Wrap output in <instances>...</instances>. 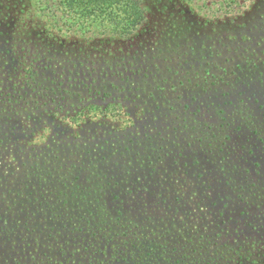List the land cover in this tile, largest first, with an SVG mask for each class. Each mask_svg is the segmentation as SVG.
<instances>
[{
  "label": "rangeland",
  "instance_id": "1",
  "mask_svg": "<svg viewBox=\"0 0 264 264\" xmlns=\"http://www.w3.org/2000/svg\"><path fill=\"white\" fill-rule=\"evenodd\" d=\"M199 2L170 0L165 13H148L139 34L110 39L46 30L45 18L33 15L34 0H0L2 171L9 163L19 172L33 164L47 173L52 169L55 176L76 180L72 190L76 196L87 193L91 205L86 210L79 197L67 195L65 207L72 206L75 217L86 211L74 226L47 218L36 227L24 215L21 236L43 245L37 248L35 242L27 253L46 252L66 258L67 264L102 261L108 244L95 209L99 212L106 201L111 211L110 193L120 195L122 188L133 192H121V206L152 212L170 224L150 234L146 228L134 240L133 234L123 237L131 243L117 242L124 257L115 264H139L134 257L145 255L146 240L183 241L173 218L183 217L187 228L196 225L202 233L220 209L236 223L228 217L223 226L229 235L216 242L248 241L239 240L235 231L253 223L263 246L264 199L255 194L264 197V140L253 134V127L264 130V0H247L234 17ZM111 63L119 71L111 68L107 76L113 82L106 90L111 95H96L95 73L101 64ZM30 67L35 72L27 83L23 75L32 72ZM112 102L122 105L106 109ZM206 134L217 137L204 140ZM99 181L107 182L105 195L99 194ZM6 188L0 186V191ZM240 194L253 202L241 201ZM217 196L228 199L213 207ZM246 204L252 221L240 215ZM132 214L135 220L142 213ZM109 221L119 234L129 231ZM52 229L54 236L48 238ZM16 240L11 238L9 249ZM136 240L139 248L133 246ZM20 247L0 250V264H16L17 258L29 264ZM115 252L110 245L108 256ZM153 259L162 260L161 251Z\"/></svg>",
  "mask_w": 264,
  "mask_h": 264
},
{
  "label": "trees",
  "instance_id": "2",
  "mask_svg": "<svg viewBox=\"0 0 264 264\" xmlns=\"http://www.w3.org/2000/svg\"><path fill=\"white\" fill-rule=\"evenodd\" d=\"M168 1L170 0H34L33 4L35 14L33 15L39 19L45 18V21L48 23L46 24V30L58 29L68 33L83 34L87 37L95 38L107 37L110 39H128L140 33L141 29L148 22L149 12H153L156 16L165 13ZM199 1V3L203 4L205 8L207 7L209 11L212 10L216 13L232 17H234L233 14L237 13L240 9L239 7L242 6L243 3L247 2V0H219L218 3L212 2L208 4V0ZM158 3L160 4L159 6ZM152 6L153 10L151 11ZM154 6L158 8V13L156 12ZM183 18H185V16H182V19ZM164 28L166 29V27ZM229 28L231 27H228V29ZM229 31L234 30L229 29ZM229 38L233 39L234 37L229 35ZM112 64L115 65L114 63H111V66L101 64L95 73L96 95L104 92H107V95H111V93L106 90L109 88V85L113 84V82L107 78V76L110 75V69L114 68L112 67ZM33 66L34 65H31V67ZM114 69L116 73L119 72L117 68ZM29 71L32 72L23 75V79H27V83H29V80L33 78V73L35 72L33 68L29 69ZM91 90L92 88L90 87V92ZM108 104L109 107L107 106L108 108L106 107V109L122 105L121 103L116 104L114 102ZM95 106L102 107L101 105ZM262 130L256 126L253 127V134L257 135L259 141L264 140V137L261 135ZM216 137L217 136L215 134H206L204 140L207 138L208 140H212L216 139ZM222 144H225V142L223 141ZM4 167L5 164L0 163V186L7 187L5 190L0 191V205L4 206L3 209L0 207V250H8L11 238L14 237L16 240L17 237L18 240L14 241V247L9 250L17 251V246L21 245L19 251H21V254L26 253L24 259H26L29 264H67L68 262L66 258L49 256L46 252H38V254L27 253V248L34 245L35 242H39L36 246L37 248L39 246L42 247L43 245L39 239H35V241H27L25 237L21 236L24 232L22 230L25 226L22 222H20V219H22L25 215L26 219L36 222V227L39 225L41 220H45L47 218H50L52 221L65 220V222H69V225L74 226L76 223L75 219L78 220L84 216L86 211L84 213H79V215L75 217V209L72 206L65 207V205H67L66 197L67 195L72 198L79 197L83 202H85L87 210L90 209L91 206L87 205V193H84L82 196H76L78 194L76 191L72 190V183H75L76 180L55 176L52 174L54 171L52 169H49L47 173L43 169H39L36 164H33L30 166V169L28 167L19 172V168L12 165V163H9L7 165L8 168H5L6 172H3L2 170ZM95 168L98 167L95 166ZM53 169H57V167H53ZM79 178L80 177H76L77 180H79ZM60 183H62L64 188L59 189ZM104 183L107 182L99 181L100 187L103 191L99 194H106L104 192ZM47 184H49L48 189ZM139 189L141 188L138 187L137 190L139 191ZM252 189L253 188H248V190L253 191ZM121 192H123V195H128L133 192V189L129 188L125 190L122 188L120 195L110 193V198H112L110 210L113 213L107 210L106 201H103V203L100 204L99 212L95 209V215L99 214L98 218L103 225L101 228V230H103L102 234L108 244L107 248L105 250L103 249V254L107 257L102 261L99 260L97 264H115V262L120 261V259L124 257V252L121 251L120 247H118L117 242L121 245H127L131 242L130 240L123 239V237H128L129 234H133L134 240L136 239V236H142L146 228H150V234L151 231L154 232L162 226L165 227L162 228V230H165L170 224V220L166 223L163 217H157L152 212H144L143 210L138 212L131 208L125 209L121 206V203L123 202L120 200L122 196ZM36 194L40 195L37 196ZM51 194H53L55 198H51ZM256 196L258 199H264L262 195L255 194V197ZM239 197L241 198V201L247 203L253 202V200L246 199L244 194H240ZM227 199L228 197L226 196H217V200L213 204V207L221 203L223 204ZM69 202L72 203V201ZM250 206L251 205L246 204L245 208L241 210L240 215L242 214L244 216L251 217L249 221H252L253 214L248 210V207ZM132 211L134 213L142 214L134 215L137 218L134 220L131 219V214L133 213ZM89 212L93 215V211L89 210ZM225 212V209L217 210V220L212 221L208 224V226H205L206 232L204 231L202 233L201 229L196 227V225L189 224V228H187V226L184 225L186 220L183 217L173 218L171 220V224L172 226H181L179 227L180 237H183V241L177 239L174 241H162L158 243L153 240H146L143 237V239L146 240V247L144 248L145 255L134 258L137 259L139 264H148L147 262H150V264L152 262L154 264H264V244L262 247L259 246V244H262V240L258 237V230L252 231L251 227H254L253 223H247L245 227H242L247 230V233L245 234H243L245 232L244 229H241V232L235 231L239 240H241L240 238L242 236L244 239L248 240L246 242L239 243V241L235 242L231 240V242H224L220 245L219 242L215 241L222 234L229 235V233H225V227L223 226V224L228 222L229 219L227 218L230 217ZM148 213H151V215ZM236 216L238 217V214H236ZM90 218L93 219V216ZM108 219L115 220L116 225L119 224L120 226L125 227L126 230L128 229L126 227H129V231L119 234V230L114 231L112 229V225L109 223L110 221ZM230 219L232 223H236L235 219L232 217H230ZM214 222L216 223L214 224ZM107 225L108 228L106 227ZM133 228L136 229L132 231ZM171 228L177 231V235L179 237L177 228ZM167 231L169 233L170 229H167ZM91 234L94 235L93 230ZM184 234L187 236H184ZM53 236L54 233L52 229L48 238H53ZM119 237H122V239L126 241H120ZM85 239L86 237H83V240ZM235 240L237 239L235 238ZM55 241L57 242V239ZM137 241L138 240L133 242V246L139 248L140 242ZM230 243H234L236 245L232 246ZM46 244L48 247L50 243L47 242ZM110 245L116 249V252L108 256ZM158 250L161 251V256L163 257L162 260L153 259ZM15 260H17L16 264H22L20 258Z\"/></svg>",
  "mask_w": 264,
  "mask_h": 264
}]
</instances>
